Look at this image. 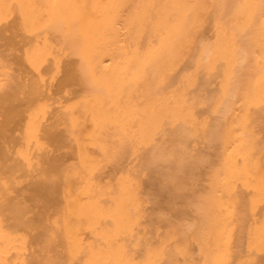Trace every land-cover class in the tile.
<instances>
[{
  "label": "bare ground",
  "instance_id": "6f19581e",
  "mask_svg": "<svg viewBox=\"0 0 264 264\" xmlns=\"http://www.w3.org/2000/svg\"><path fill=\"white\" fill-rule=\"evenodd\" d=\"M0 264H264V0H0Z\"/></svg>",
  "mask_w": 264,
  "mask_h": 264
}]
</instances>
